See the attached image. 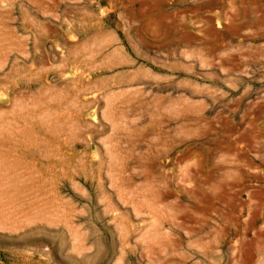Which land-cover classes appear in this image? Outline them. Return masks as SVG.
I'll list each match as a JSON object with an SVG mask.
<instances>
[{
	"label": "rangeland",
	"instance_id": "rangeland-1",
	"mask_svg": "<svg viewBox=\"0 0 264 264\" xmlns=\"http://www.w3.org/2000/svg\"><path fill=\"white\" fill-rule=\"evenodd\" d=\"M241 260L264 264V0H0V264Z\"/></svg>",
	"mask_w": 264,
	"mask_h": 264
},
{
	"label": "bare ground",
	"instance_id": "bare-ground-1",
	"mask_svg": "<svg viewBox=\"0 0 264 264\" xmlns=\"http://www.w3.org/2000/svg\"><path fill=\"white\" fill-rule=\"evenodd\" d=\"M198 164V163H197ZM195 211H198V210H196L195 209ZM195 214H196V212H194ZM199 213V212H198ZM200 214L202 215V217H205V210H200ZM155 216H156V213H155ZM160 217V216H159ZM158 221H160V224L161 225H163L165 222H166V220L164 219V218H159V220ZM156 229V228H155ZM156 231H159V228L157 227V229H156ZM154 233H157V232H154ZM159 233V232H158ZM154 235V234H153ZM155 237H156V235H155ZM151 253V252H150ZM248 263V261H246V260H241L238 264H247Z\"/></svg>",
	"mask_w": 264,
	"mask_h": 264
}]
</instances>
